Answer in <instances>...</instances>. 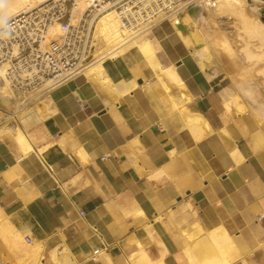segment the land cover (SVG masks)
Segmentation results:
<instances>
[{
  "label": "crops",
  "instance_id": "0c3cea01",
  "mask_svg": "<svg viewBox=\"0 0 264 264\" xmlns=\"http://www.w3.org/2000/svg\"><path fill=\"white\" fill-rule=\"evenodd\" d=\"M165 23L151 28L156 52L162 64L174 62L180 88L158 79L134 52L104 65L116 94L80 74L9 119L1 116L13 104L0 98V256L16 258L3 232L12 224L30 231L27 240H43L46 258L55 246L62 256L66 243L75 264H141V251L143 264H192L186 236L221 227L249 253V264H264V151L249 150L244 120L234 124L233 137L222 134L213 78L176 35L160 33ZM126 65L137 84L122 94L117 81L132 77L120 74ZM179 92L190 94L182 113L161 101L166 114L155 109ZM184 116L206 134L194 138ZM17 126L25 140L16 137ZM3 219L10 224L1 228Z\"/></svg>",
  "mask_w": 264,
  "mask_h": 264
},
{
  "label": "bare ground",
  "instance_id": "6f19581e",
  "mask_svg": "<svg viewBox=\"0 0 264 264\" xmlns=\"http://www.w3.org/2000/svg\"><path fill=\"white\" fill-rule=\"evenodd\" d=\"M41 1L43 0H0V27L3 26L12 17L21 14L22 12L26 11L27 9ZM245 4L246 0H199L190 8L182 12L180 18L178 17V25L173 22L174 19H177V15L173 14L170 16V21L166 22L165 24L159 25L158 30L164 35L170 32L176 35L184 46L183 48L187 50V53H189V56L192 58V60L197 63L196 67L198 68V70L200 72L207 73L209 68V51L213 46L219 47L220 49L226 51L228 54H235L231 47L233 41H229L228 36L224 34V32L220 31L219 28V17L224 16L225 14L230 15L235 19L233 23V25L237 27V33L235 34V37L237 41L243 43L241 50L244 53L243 60L247 64L246 69H244L245 66L243 63L244 68L243 66L242 68H240L241 72L238 76H241L243 78L246 75L248 77V82V79L250 77L252 78V76H255L257 73L262 74L261 77L262 79H264V62H262L264 61V21L256 19L252 16V14L248 13ZM85 6L86 0H78L75 7L73 8L74 16H78V14L85 9ZM179 25H182V27H179ZM60 33V26L58 24H55L50 28L48 38H51L55 35L57 37ZM154 35L155 33L151 28H143V26L139 25H128L122 20L121 14L118 10H109L108 12L99 16L96 21L92 36V56L94 60L81 72V74L85 75L86 78L93 75L94 80L92 78H89V80H93V83L97 81L94 84H97L98 81L99 83L101 82L99 85H104V87H102L101 89L103 91L101 92H112V89L109 88L110 91L108 89V87L112 85H110L111 83L105 75L104 65L107 62H113L112 60H116L118 58L124 60V58L126 59L128 57H131L132 53L135 52L140 56L142 60H144L148 64H153L151 67H154V74L158 79L159 76H163L167 79V81L169 80V82H171L172 84H176L178 86L177 88H180L181 86H183V84L180 81V78L177 77L178 75H176V71L173 67L174 62L170 65H163L157 60L158 55L156 54V50L158 49V46H156L155 44L153 38ZM260 61L262 63L258 65V62ZM242 69L244 70L242 71ZM5 70L6 64L1 65L0 98L4 101L6 97H12L14 99L13 101L15 102L16 98H18L17 100L18 102H20L21 97L14 94L9 89L8 83L5 79ZM126 72H131L130 66L123 68L120 71V74H124ZM242 72L246 74H243L242 76ZM131 74V80L125 82L119 79L117 81L119 82V84L115 82V84H117V87H119L120 89V93L123 94L125 92H128L130 88L135 86V74H133L132 72ZM205 76H209V74H205ZM242 78L240 79L242 80ZM245 79L243 78V81ZM247 82L241 83V81H239L243 90L242 95V92L238 94L237 91L230 85L223 84L220 85L218 89L222 91V108L224 113L228 117V120H236L239 122H242L243 120L246 121L249 126V131L246 134L249 150L251 152L261 153L262 151H264V93L261 92V86L257 85L259 82L257 84L253 83L254 81L252 83ZM261 83H264V80H262V82H260L259 84ZM115 84L113 83L114 86ZM172 86L173 85H171V87ZM115 89H113V92H118V89L117 91H115ZM110 96H112L111 93ZM110 96L107 97L111 98ZM116 96L114 98H116ZM188 96H190V94ZM188 96L183 95L181 97V93L180 97H172L170 95L167 98H161L160 100H158L154 107L161 115L166 114L164 108L160 107V101L166 102L168 104L167 107L165 106L167 109L182 113L180 111V108L181 106H183L184 102H187L189 100ZM2 115L5 116V118H9L12 116V114L8 112H4ZM16 115H18V113H15V116ZM182 119L186 120L185 126L194 138H199L204 134L202 127L198 126V124L195 123L197 119H188L185 118V116ZM15 129L16 131L14 132H16V137L25 140L24 136L21 134L22 130L19 129L18 126ZM5 130H8L7 127ZM222 133L228 134L227 130L224 127H222ZM24 144L27 148V151L32 150V148L27 143ZM232 155L237 156L238 151L234 149L232 151ZM261 216H264V214H261ZM3 221L4 219L2 220V222ZM5 222V224L4 222L1 224V228L5 225L7 226L10 224L8 220H6ZM7 228H3V232H5L7 235L6 236L3 233L6 236V241L11 245L13 249H16L19 252H24L23 254H20V256H25V259L29 264H44L40 260V256L42 255V251L44 248L42 241L38 243L28 242V240L26 239V233L24 231L18 230L12 224H10ZM62 246L63 250L60 249V251H63V261H61V259H58V257L56 256L57 250L55 246L49 251L50 264H63V262L65 264H75V260L72 257V253L71 251H69V247L67 246V244L63 243ZM253 249L254 248H251L248 252H253ZM184 252L192 261V264H249L247 260V256L249 253H241L237 248L232 236L226 234L224 229H222L221 227H217L210 231H196L195 233L193 232V234H188L184 242ZM143 256H145L144 252L141 251L138 255L139 262L141 264H143L145 260ZM19 261L21 260L19 259ZM149 263L150 261H148V264ZM158 264L161 263L159 262Z\"/></svg>",
  "mask_w": 264,
  "mask_h": 264
},
{
  "label": "built area",
  "instance_id": "2783aa9c",
  "mask_svg": "<svg viewBox=\"0 0 264 264\" xmlns=\"http://www.w3.org/2000/svg\"><path fill=\"white\" fill-rule=\"evenodd\" d=\"M77 1L43 0L0 27V66L6 64L9 89L21 97L14 110L41 100L52 88L80 75L94 60L92 34L102 14L116 9L126 24L143 28L168 22L176 14L173 22L178 25L182 12L199 0H86L85 9L74 16ZM55 24L61 33L48 38Z\"/></svg>",
  "mask_w": 264,
  "mask_h": 264
},
{
  "label": "rangeland",
  "instance_id": "374dc122",
  "mask_svg": "<svg viewBox=\"0 0 264 264\" xmlns=\"http://www.w3.org/2000/svg\"><path fill=\"white\" fill-rule=\"evenodd\" d=\"M245 5H246V10L248 11V13L252 14V16L255 17L256 19H260V20L264 21V1H260V0L248 1V0H246V4ZM219 19H220V22H219L220 23V26H219L220 31L224 32V34H226L228 36L229 41L230 40H231V42L233 41L232 44H231V42H230V44H231V47L233 49V52L235 53L233 55L228 54L226 51L220 49L219 47L213 46L212 44L211 45L213 47L209 51V54H210V56H209V68H208L207 74H209L211 76V78H213L212 81L214 83L211 84V86H213L212 87V93L214 94L215 98L218 99V103H220L222 105V102H221V100H222V97H221L222 91L218 89L219 86L223 85V84L230 85L237 91L238 94H240L242 92L241 93V95H242L243 94V90H242V86L239 83V81H241V83L242 82H247V78L248 77L245 75L246 79H245V77H243L245 79L243 81V78L241 76H238L239 73L241 72L240 68H242L243 63H244V66H245V68L243 66L244 69H246L247 64L243 60L244 59V53L241 50V48L243 46V43L240 42V41H237V39L235 37V34L237 33V27L235 25H233L235 19L232 16L227 15V14H225L224 16H220ZM162 35H164V34H162ZM92 36H93V34H92ZM153 38H154L156 46H158V37L156 35H154ZM230 38H232V39H230ZM157 60L160 62V59H159L158 56H157ZM262 62H264V61H262ZM262 62L261 61L258 62V65H260ZM149 65L152 66L153 64L151 63ZM152 68H154V67H152ZM244 69H242V71ZM154 73H155V70H154ZM243 74H246V73L242 72L241 75L243 76ZM261 76H262V74H257L256 73L255 76H252V78L250 77L248 79L247 83H252L253 81H254L253 83H256V84L258 82L260 83V82H262V80H264V79H262ZM240 78H242V80ZM252 79H253V81H252ZM259 83L257 85L261 86V88H262L261 92L264 93V83H261L262 85L259 84ZM17 99L18 98H16V102H15V101H13L14 99L12 97H10V98L6 97V99L4 101H6L8 104L12 103L13 104V108L16 109V108L19 107L18 106L19 102H18ZM14 109H13V112L14 111L15 112L18 111V110H14ZM219 115H220V118H221L222 123H223L222 127H224L227 130V132H228V134L230 136L228 134H224V135H226V136L228 135L229 137H233L234 124H237V122H239V121H236V120L235 121H233V120L229 121L228 117L226 116V114L223 111V108H222V113H220ZM1 118L9 119L10 117L9 118H5V116L2 115ZM185 118H187V116H185ZM188 119H194V118H188ZM195 123H197V121H195ZM221 132H222V128H221ZM204 134H206L205 131H204ZM245 142H246V145H248L247 136H245ZM24 232L26 233V235L30 234L29 230H25ZM40 241L43 242V240H38V239H35V238H32V237H31V239L29 238V240H28V242H32V243H38ZM4 243L6 244L5 241H4ZM43 245H44V248H43V251H42V255L40 256V260L44 264H50L49 255H48L47 258L44 255L45 251L47 249L45 242H43ZM239 246H240V244H239ZM9 247L13 251V253L16 255V258L13 257V256L12 257L0 256V264H29L28 261L25 259L26 258L25 256H20V254L24 253L23 251L19 252L16 249H13L10 244H9ZM18 257H20V258H18ZM19 259L21 261H19ZM44 259H46V261H44ZM58 259H61V261H63L62 260V256L58 257ZM63 264H65V263L63 262Z\"/></svg>",
  "mask_w": 264,
  "mask_h": 264
},
{
  "label": "water",
  "instance_id": "95a60500",
  "mask_svg": "<svg viewBox=\"0 0 264 264\" xmlns=\"http://www.w3.org/2000/svg\"><path fill=\"white\" fill-rule=\"evenodd\" d=\"M248 1H251V0H248ZM260 1H264V0H260ZM179 27H182V25H179Z\"/></svg>",
  "mask_w": 264,
  "mask_h": 264
}]
</instances>
